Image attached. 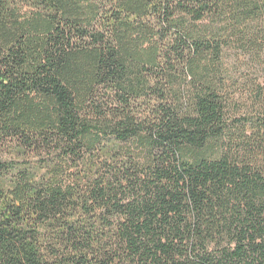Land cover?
<instances>
[{
	"label": "trees",
	"instance_id": "16d2710c",
	"mask_svg": "<svg viewBox=\"0 0 264 264\" xmlns=\"http://www.w3.org/2000/svg\"><path fill=\"white\" fill-rule=\"evenodd\" d=\"M0 264H264V0H0Z\"/></svg>",
	"mask_w": 264,
	"mask_h": 264
}]
</instances>
